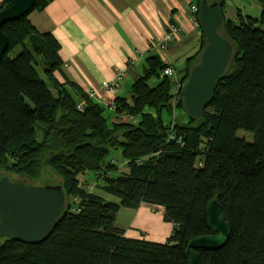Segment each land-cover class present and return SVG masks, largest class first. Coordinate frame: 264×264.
I'll return each mask as SVG.
<instances>
[{"label":"trees","instance_id":"trees-1","mask_svg":"<svg viewBox=\"0 0 264 264\" xmlns=\"http://www.w3.org/2000/svg\"><path fill=\"white\" fill-rule=\"evenodd\" d=\"M49 1L35 0L29 12ZM257 1L258 18L232 21L222 10L220 31L235 54L198 119L187 116L176 82L186 81L203 35L183 78L163 75L167 64L151 55L130 96L115 97L110 109L76 84L56 81L60 43L38 32L29 12L2 26L8 47L0 57V177L8 172L37 182L44 171L57 175L64 210L41 241L2 239L0 264H187L189 241L216 234L206 213L213 200L230 235L217 250L198 249L201 263L264 264V0ZM12 2L2 0L0 11ZM239 130L253 140L237 137ZM113 152L126 171L110 158ZM89 180L118 201L91 191ZM141 203L163 208V220L173 225L166 241L126 237L116 227L121 207Z\"/></svg>","mask_w":264,"mask_h":264},{"label":"crops","instance_id":"crops-1","mask_svg":"<svg viewBox=\"0 0 264 264\" xmlns=\"http://www.w3.org/2000/svg\"><path fill=\"white\" fill-rule=\"evenodd\" d=\"M197 3L198 0H51L41 10L29 12L27 18L38 32L51 33L60 43L62 66L54 73L56 81L67 87V82L74 83L88 96L94 90L90 98L107 106L117 96H130L132 83L142 74L151 55L174 68V79L183 78L187 59L198 52L202 41L200 26L192 19L190 9ZM249 9L260 13L261 7L257 0H224L222 7L224 19L232 21L238 15L247 16ZM170 22L182 30L161 53L156 45ZM122 71L125 74L119 90L101 88ZM115 225L126 237L160 243L173 230L172 223L163 220V208L146 203L135 209L121 207Z\"/></svg>","mask_w":264,"mask_h":264},{"label":"water","instance_id":"water-1","mask_svg":"<svg viewBox=\"0 0 264 264\" xmlns=\"http://www.w3.org/2000/svg\"><path fill=\"white\" fill-rule=\"evenodd\" d=\"M35 0H13L0 11V57L8 47L2 26L27 14ZM197 21L205 46L191 66L181 87L183 108L188 117L198 119L214 97L217 80L230 68L235 46L220 30L223 14L219 2L200 0ZM64 210V193L60 185H33L8 176L0 177V239L35 243L46 238ZM208 227L215 235L189 241L187 264H202L198 249L217 250L229 238L230 225L224 221L218 201L206 209Z\"/></svg>","mask_w":264,"mask_h":264},{"label":"rangeland","instance_id":"rangeland-1","mask_svg":"<svg viewBox=\"0 0 264 264\" xmlns=\"http://www.w3.org/2000/svg\"><path fill=\"white\" fill-rule=\"evenodd\" d=\"M249 11H250L249 14H248L249 16L258 18L259 15H260L259 12H256V11H253V10H250V9H249ZM39 74H40V76L43 79L45 78L41 71L39 72ZM184 83H182V86H183ZM173 103H175L174 100H173ZM106 113L108 115H112V113L109 110H106ZM174 115L175 116H182L183 113L181 111L174 110ZM162 118H163V120L165 122L169 121V116L165 112L162 113ZM183 119H184V116H183ZM124 120H128V119H124ZM236 135L239 138H244L247 142H251L253 140V134L248 132V131L239 130ZM110 158H112L114 163L118 164L119 171H124L125 170V167L123 165V161H122V158H121L119 152H113L112 155L110 156ZM2 175L9 176L13 180H20V181H23V182L26 181L27 183L29 182L30 184H35V185H39V186H42V185H59V183L61 182L60 177H58L57 175H55L53 173H50L48 171H44L42 173L41 178L39 180H37V182L30 181V180L24 178L23 176L16 175L14 173L2 172ZM94 183H95L94 181L89 180V184H90L89 187H90L91 191H97L98 194L99 193L102 194L104 197L110 199L111 201H116V202L118 201V199H116L115 197H112L110 195L106 196V195H104L105 193L103 194L100 191L98 192V190H96L97 188L95 187ZM155 212H158V210H155ZM1 242H2V239H0V243Z\"/></svg>","mask_w":264,"mask_h":264},{"label":"built area","instance_id":"built-area-1","mask_svg":"<svg viewBox=\"0 0 264 264\" xmlns=\"http://www.w3.org/2000/svg\"><path fill=\"white\" fill-rule=\"evenodd\" d=\"M193 16L192 19L194 21H197V13H198V6L197 5H192L190 7ZM181 26L175 23H168L166 28L163 31L162 37L159 40V42L157 43V48L161 53H165L168 49V46L176 39V37L181 33ZM166 67L163 69L162 74L166 75V76H174L175 74V70L174 68L166 63ZM124 72H120L119 74H117L116 79L112 82V83H104L102 84L101 88L111 91V92H115L117 90H119L121 84H120V80L122 79V77L124 76ZM177 81V80H176ZM182 87V83L177 81L176 82V88L180 89ZM95 94L94 90H91L89 92V97H92ZM84 107V101H80L77 103V109L78 110H82ZM108 108L112 109V104H108L107 105Z\"/></svg>","mask_w":264,"mask_h":264}]
</instances>
